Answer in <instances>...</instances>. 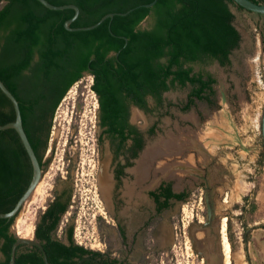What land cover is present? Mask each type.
I'll return each mask as SVG.
<instances>
[{
    "label": "trees",
    "instance_id": "1",
    "mask_svg": "<svg viewBox=\"0 0 264 264\" xmlns=\"http://www.w3.org/2000/svg\"><path fill=\"white\" fill-rule=\"evenodd\" d=\"M49 1L79 6L72 27L93 25L105 14H115L92 29L68 30L65 21L73 17V8L50 9L39 0H0V78L19 101L24 128L43 169L51 159L46 154L56 110L87 75L92 76L91 87L98 96L100 125L113 139L125 140L130 106L151 112L149 97L161 107L165 92L191 85L183 110L197 99L214 104L216 78L195 71L191 63L217 60L228 65L241 43L231 6L244 8L233 0H156L152 6L145 4L154 0ZM146 20L147 27L142 25ZM14 119L13 104L0 89V123ZM32 173L18 132L0 129V212L15 206ZM59 192L48 199L35 225L49 263L78 264L93 255L82 264H101L95 260L99 250L76 241L73 225L66 238L58 236L72 205V190ZM152 194L159 199L156 191ZM167 194L183 201L189 196L187 191L174 192L171 183ZM14 221L15 217L0 218V264L10 262ZM15 264H46L43 250L19 244Z\"/></svg>",
    "mask_w": 264,
    "mask_h": 264
},
{
    "label": "rangeland",
    "instance_id": "2",
    "mask_svg": "<svg viewBox=\"0 0 264 264\" xmlns=\"http://www.w3.org/2000/svg\"><path fill=\"white\" fill-rule=\"evenodd\" d=\"M232 8L242 38L230 55L231 63H191L195 71L209 72L216 78L214 104L197 99L183 110L192 88L187 85L165 92L161 107L150 99L151 112L132 107L134 122L144 127L158 122L147 155L161 145L165 147V140L177 137L176 142L186 143V154L192 157L167 175L176 190L189 192L186 200L177 202L168 214L170 229L171 222L176 223L168 264H204L190 227L206 220L207 193L215 224L227 218L231 264H264V14L235 5ZM149 24L146 20L142 25ZM92 82V76L87 75L59 104L46 154L50 162L43 169L38 189L19 214L23 211L24 222L34 226V237L48 199L55 190L70 188L72 205L63 216L58 236L64 238L65 225L73 224L76 241L99 250L106 247L98 222L102 209L100 169L103 161L110 164L111 149L108 140L102 138L98 96ZM204 235L205 230H198L195 238L202 240Z\"/></svg>",
    "mask_w": 264,
    "mask_h": 264
},
{
    "label": "flooded vegetation",
    "instance_id": "3",
    "mask_svg": "<svg viewBox=\"0 0 264 264\" xmlns=\"http://www.w3.org/2000/svg\"><path fill=\"white\" fill-rule=\"evenodd\" d=\"M150 99L153 98H148L149 104ZM132 107L149 112L136 104L130 106L128 118L130 127H127L126 131L129 135L125 140L113 139L106 131V127L100 125L102 138L108 140L110 144L111 161L110 164L103 161L100 169L102 209L98 222L103 231L102 238L106 247L99 249L100 253L95 260L101 264H168L169 245L175 239L176 233L175 220L171 222L170 229L168 214L177 202L183 201L168 197V185L171 183L174 192L188 190H176L173 182L167 179V175L162 172L156 173L155 168L150 167L146 172L140 169L146 160L152 137L157 132L158 122L147 127L134 122ZM154 125L156 127L153 133ZM104 175H108L110 180L107 195L101 189ZM153 191L157 192L159 199L154 197ZM72 225H65L64 238ZM221 226L222 223L216 225L212 218L203 228L204 238L197 240V254L204 264L224 262Z\"/></svg>",
    "mask_w": 264,
    "mask_h": 264
},
{
    "label": "water",
    "instance_id": "4",
    "mask_svg": "<svg viewBox=\"0 0 264 264\" xmlns=\"http://www.w3.org/2000/svg\"><path fill=\"white\" fill-rule=\"evenodd\" d=\"M39 1L50 9L73 8L75 10L73 17L65 21V27L68 30L92 29V28L98 26L106 18L112 17L115 14L113 12L107 13L98 22H96L93 25L72 27L71 23L78 17V15L80 13V8L78 5H76L74 3L57 5V4L51 3L49 0H39ZM233 1L235 2V4L243 7L244 9H246L250 12H255L258 14H264V3L255 2L253 0H233ZM155 2H156V0L145 4V6H152ZM231 8H232V6H231ZM131 10H129V11H131ZM232 10H233V8H232ZM126 13H128V11L125 13H122V14H126ZM0 89L11 100L13 107H14V111H15V119L13 121H9L5 124L0 123V129L4 130V129H8V128H14L18 132V134H19V136H20V138L24 144V147L26 148L27 153L30 157V160L32 163V168H33V173H32V178L30 180V183L27 186L26 190L23 192V194L20 196L18 201L16 202L15 206L7 212H0V218L15 217V219H16V217L18 216V214L21 211V209L23 208V206L32 197L36 188L38 187L39 183L41 182L42 177H43V167L40 163V160H39L32 144H31L30 139L27 135V132L24 128L23 117H22L19 101H18L17 97L14 95V93L7 87V85L4 83V81L1 78H0ZM261 131H262V138H263V143H264V110H263L262 119H261ZM205 200H206V206H207L206 220L204 222H201L200 224H193L190 227L191 237L193 238V241L195 242V244L197 243V240L195 238L196 232L198 230H204L203 228L206 227V225L211 222V220L213 218V214H214V207H213L211 196L209 193L206 194ZM11 230H12V228H11ZM12 232L15 234L16 240L12 244L9 264H15L16 255H17V247L19 244H22V243L36 245V246L40 247L44 253L45 263L50 264L48 257H47V254H46V251L43 249L42 243L36 238V236H34L32 238H26V237L20 236L14 230H12ZM88 258H89L88 256L83 257L82 259H80L78 261V264H82L83 261L85 259H88Z\"/></svg>",
    "mask_w": 264,
    "mask_h": 264
},
{
    "label": "bare ground",
    "instance_id": "5",
    "mask_svg": "<svg viewBox=\"0 0 264 264\" xmlns=\"http://www.w3.org/2000/svg\"><path fill=\"white\" fill-rule=\"evenodd\" d=\"M174 139L165 140L166 141V143H164L165 147L161 145L159 146L158 150H155L154 152H150L146 156V160L144 161V163L141 164L142 166L140 169L146 172L151 167V168H155L154 171H156V173L162 172L166 175H172L176 168L181 166L184 162L190 161L192 157L186 154L187 151H185L184 149L186 143L176 142L177 137ZM109 188H110L109 177L108 175H104V177L102 178L101 189H103L104 193L107 195L109 192ZM37 189L38 187L36 188V190ZM226 220H227L226 217L223 218L222 226H221L222 244L224 251V264H231V245L226 235V226H227ZM12 227L15 230V232L18 233L20 236L26 238H32L34 235V226L26 224L24 222L23 211L16 217Z\"/></svg>",
    "mask_w": 264,
    "mask_h": 264
},
{
    "label": "crops",
    "instance_id": "6",
    "mask_svg": "<svg viewBox=\"0 0 264 264\" xmlns=\"http://www.w3.org/2000/svg\"><path fill=\"white\" fill-rule=\"evenodd\" d=\"M259 193H260V191H259L258 194L256 195V199H257V201H259V200H258V199H259ZM261 201L264 202V196H262Z\"/></svg>",
    "mask_w": 264,
    "mask_h": 264
}]
</instances>
